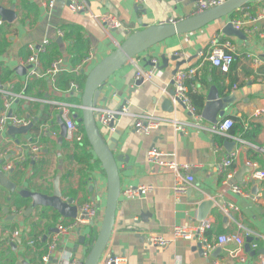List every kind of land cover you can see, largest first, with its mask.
Wrapping results in <instances>:
<instances>
[{"label": "crops", "instance_id": "obj_1", "mask_svg": "<svg viewBox=\"0 0 264 264\" xmlns=\"http://www.w3.org/2000/svg\"><path fill=\"white\" fill-rule=\"evenodd\" d=\"M85 1L92 15H113L121 21L122 28L106 33L89 13L69 12L65 0H56L51 12L38 0H0L1 9L12 11L15 17L12 22L0 17V88L14 95L6 113L33 123L32 129L23 134L9 135L8 127L0 134V172L14 186V191L0 187V264H41L56 226L73 221L36 204L31 194L50 197L57 183L62 199L71 200L73 206L94 203V223L67 235L54 254L68 252L82 262L98 233L105 206L106 180L99 163L89 147L84 150L72 147L74 144L65 139L59 141V114L47 103L53 100L74 105L77 108L73 114L81 117L80 97L70 90L72 81L65 82L74 77L69 72L60 74L55 89L45 77L27 79L31 70L24 65L29 56L27 46L49 42L46 53L38 58L40 70H46L58 59L70 69L91 55L76 78L81 80L128 35L142 29L138 22L151 26L195 14V0ZM263 9L264 0H252L200 30L152 47L135 58L139 68L150 69L148 63L160 60L162 55L168 62L166 67L155 68L151 81L140 87L134 86V65L116 71L103 85L99 99L105 102L99 105L111 112L122 101L126 104L125 112L115 122V130L101 128L106 140L119 132L114 154L123 159L117 164L121 194L102 255L110 252L126 264H211L213 260L222 264H264V181L252 178L257 169L264 170V113L256 114L264 108V21L256 18ZM229 23L242 37L223 35L222 30ZM215 38L233 48V63L226 73L204 60ZM172 55L184 62L180 71L194 70L185 84L190 104L201 115L200 122L192 119L182 104L165 103L171 100L175 69ZM21 71L23 76L18 75ZM72 97L76 102L70 103ZM142 115L164 122L147 134L140 133L134 124ZM226 119L233 122L226 136L210 130ZM171 121L186 124L185 132L175 131ZM194 123L204 130L191 126ZM75 138L83 139L81 134ZM33 145L41 147L37 159L30 155ZM151 149L161 153L163 165L175 162L189 166L188 174L194 182L183 195L173 192L176 179L171 170L147 162ZM229 154H233L232 164L223 171L222 161ZM8 165L12 169L6 171ZM140 187L147 190L138 198L123 195L127 189ZM233 187L241 193H234ZM230 206L235 210H229ZM203 214L205 218L198 221ZM199 223L210 224L205 238L214 249L207 258L199 253L197 241L165 246L151 243L155 238L171 240L172 229L177 225ZM15 232L17 237L12 238ZM226 234L243 237L242 248L234 244L219 246L217 237ZM81 236L85 237L84 244H79Z\"/></svg>", "mask_w": 264, "mask_h": 264}, {"label": "built area", "instance_id": "obj_2", "mask_svg": "<svg viewBox=\"0 0 264 264\" xmlns=\"http://www.w3.org/2000/svg\"><path fill=\"white\" fill-rule=\"evenodd\" d=\"M48 12L53 11L56 0H38ZM68 4L66 7L69 12L75 14H82V13H89L95 21H97L102 29L106 32H112L122 28L121 21L113 15L105 14L101 16H94L90 12L88 5L85 0H65ZM228 0H195V13H200L206 11L208 9L214 8L216 6H220L227 2ZM257 20L264 21V9L261 13L256 17ZM236 28L238 25L234 24ZM59 36L61 33L58 32ZM49 42L43 41L42 44L38 46H34L32 44L27 46V50L29 52V56L27 57L24 65L29 66L31 70L28 72L27 79L31 78H47L49 83H51L52 88L55 89L56 81L60 74H64L65 72H69L71 76L74 78H78L81 75L83 67L91 60V55L85 57L79 65L72 67L70 69H66L64 67L63 62L58 59L54 61L49 68L46 70H40L39 65V56L46 53L48 49ZM211 48L208 53H206L204 60L209 62L212 66L216 67L220 71L226 73L228 72L230 65L233 63V57L231 55L233 48L230 43L228 42H221L218 39L211 40ZM152 64L150 69L143 70L139 68L136 63L135 59L130 62V65H134V78L135 80H141L143 82L151 81V78L154 74V69L156 68L158 61L153 59L150 61ZM194 73L193 69L188 71H178L172 80V91L173 96H169L172 101V105L182 104L187 110L189 115L192 119L196 120L197 122L201 121V115L196 111V108L190 104L189 98L187 96V87H186V80L190 78V76ZM70 90L73 93H76V96L80 97L82 90L78 87V85L74 82L70 84ZM0 94L3 99V106H4V113L0 115V134L2 133L3 129H6L8 126L12 127H23L28 125V121L25 119H19L13 116H7L6 111L9 109L11 105V101L13 100L14 95L10 92L3 91L0 88ZM49 105L54 107L58 111V116L60 117L61 121L65 126V141L69 143H73L77 140L76 134L77 132V124L73 119V109H76L74 105H70L65 102H56V101H47ZM124 107H122V112L119 113L123 114ZM96 122L100 126V128H107L109 123L113 121L115 112H109L107 110H96ZM264 113V108L259 109L256 111V114ZM164 121L160 119H156L151 116H140L136 119L134 127L135 130L147 134L151 130L157 128L161 125ZM167 122V121H165ZM172 126L174 127L175 131L179 133L185 132L186 124H179L175 121H171ZM233 122L230 119H226L221 123H216L213 125L210 130L213 133L220 134L226 136L229 130L231 129ZM191 126L197 127L201 130H204V127L200 126L199 123H194ZM114 130V129H109ZM30 155L32 159H37L41 153V147L39 145H33L30 147ZM161 153L155 149H151L147 152L146 160L148 163L158 166H164L171 170L175 175V183L173 185V192L176 195H183L186 190L193 185L194 179L190 174H188L189 166L188 165H177L175 162H169L163 165L161 163ZM233 154H229L226 159L222 161L221 168L223 171H228L229 167L232 164ZM12 166L8 165L5 167V170H11ZM252 178L254 181H264V170L257 169ZM147 189L143 188H134V189H127L124 191L123 195L126 198H138L141 196L142 193ZM232 191L234 193L240 194L241 191L237 187H233ZM235 207L230 206V209H234ZM235 210V209H234ZM97 211L96 206L93 202L85 203L82 206L77 207V215L75 219L70 223H60L56 226V233L52 234L49 238V242L46 247V252L41 258V264H82V261L73 258L68 252L61 253V255H54L57 252V249L60 243L74 230L79 229L82 225H88L90 223H94L96 219ZM210 229L209 223H199L198 225H177L172 229V239H162V238H155L151 240V243L159 246H165L169 243H176V242H188V241H197L199 245H201L202 255L204 257H208L214 247L210 243L206 241L205 233ZM17 237V232L12 234V238ZM32 244V243H30ZM217 244L219 246H226L229 244H234L236 247L242 248L244 245L243 237L238 234H226L220 235L217 237ZM255 248L256 245H253ZM233 256H237L236 253L232 254ZM243 261V258H240ZM99 264H126L123 259L112 255V253L108 252L99 260ZM174 264H181L180 261L175 262ZM211 264H222L218 260H213Z\"/></svg>", "mask_w": 264, "mask_h": 264}, {"label": "water", "instance_id": "obj_3", "mask_svg": "<svg viewBox=\"0 0 264 264\" xmlns=\"http://www.w3.org/2000/svg\"><path fill=\"white\" fill-rule=\"evenodd\" d=\"M251 1L252 0H228L220 6H216L200 13H195L192 16L178 21H164L151 26H144L138 22V25L141 26L142 29L134 31L128 35L108 56L98 62L85 76L83 89L80 95L79 110L81 111V117L73 115V119L77 124H81L89 149L104 172L106 180V197L104 212L98 233L91 241L82 264H99L101 255L106 249L113 230L115 212L121 194L120 176L117 164L121 163L123 159L122 157H117L114 154V148L119 132L115 131L112 138L110 140H106L101 132V128H99L96 124V116L98 112L95 111V109L108 111V109H104L102 105H99L101 103L104 104L105 102V99H99L103 85L116 71L130 65V62L133 59L140 57L152 47L161 44L170 38L200 30L205 26L240 10ZM58 2L59 0H57L56 3ZM65 5L67 6L68 4L66 3ZM12 13V11H4L0 7V17L4 21L12 22L15 19ZM222 33L225 36L232 35L235 37H242L241 32L233 29V26L230 23L224 26ZM178 57V55L170 56V60L175 62V69L172 73L173 76L180 71V67L184 63L179 62ZM157 61L158 64L156 68L158 69L161 68L160 65L166 67L168 59L165 55H162L160 60ZM148 64L151 67L152 64L150 62ZM22 72L23 71L18 72V75L23 76L24 74H22ZM142 84L141 80H135L134 86L137 88ZM173 94L174 93L171 90L169 96H173ZM165 103L170 104V100L168 99ZM120 104L112 110L116 114H114V120L107 126L109 129L115 130V122L119 117V113L122 112V107L125 106L126 101H122ZM211 106L214 105H210L209 107ZM57 118L60 127L59 141L61 142L65 138V126L60 117L58 116ZM32 127L33 123L31 122L23 127L15 128L8 126L7 133L9 135L23 134L32 129ZM1 186L10 191H14V186L10 184V182L6 179V175L2 172H0V187ZM30 196L33 202L35 201L38 205L55 210L62 218H69L73 220L77 215V207L73 206L71 200L62 199L57 183L54 184L53 193L50 197L35 193ZM202 216L204 217H201L198 221L203 220L206 215L203 214ZM84 241L85 237L81 236L79 244H84ZM248 243L249 242L247 241L246 248H248ZM79 244L75 246L73 251H76V247ZM10 248L15 249L13 244H10ZM197 248L199 253L202 254L201 245L198 244Z\"/></svg>", "mask_w": 264, "mask_h": 264}, {"label": "trees", "instance_id": "obj_4", "mask_svg": "<svg viewBox=\"0 0 264 264\" xmlns=\"http://www.w3.org/2000/svg\"><path fill=\"white\" fill-rule=\"evenodd\" d=\"M231 66V65H230ZM68 81H72V82H74V83H76L77 85H78V87L80 88V89H83V84H84V81H85V76H83L82 78H81V80L79 79H76V78H74V79H72V78H69V79H66L65 80V82H68ZM71 82V83H72ZM28 88V87H27ZM69 101H70V103H73V102H76V98H70L69 99ZM75 104V103H74ZM77 132H78V134H81L82 135V137H83V139L81 140V141H74L72 144H74V145H72V147L73 146H77V147H82L84 150H85V148L86 147H89V145H88V142H87V140H86V137H85V135H84V132H83V128H82V126H81V124H77ZM84 154H86L85 152H84Z\"/></svg>", "mask_w": 264, "mask_h": 264}]
</instances>
